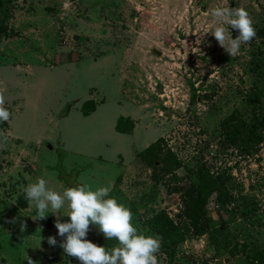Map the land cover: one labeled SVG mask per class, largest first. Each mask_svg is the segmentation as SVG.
Masks as SVG:
<instances>
[{"label":"rangeland","instance_id":"1","mask_svg":"<svg viewBox=\"0 0 264 264\" xmlns=\"http://www.w3.org/2000/svg\"><path fill=\"white\" fill-rule=\"evenodd\" d=\"M218 6L253 21L236 56L203 34ZM0 26V264H80L55 215L51 229L32 219L23 188L39 178L61 193L111 186L145 235L163 209L187 230L159 264H264V125L248 152L225 139L233 120L264 114V0H3ZM197 166L223 175L230 201L209 196L195 231L183 209ZM86 239L118 243L94 225Z\"/></svg>","mask_w":264,"mask_h":264},{"label":"clouds","instance_id":"2","mask_svg":"<svg viewBox=\"0 0 264 264\" xmlns=\"http://www.w3.org/2000/svg\"><path fill=\"white\" fill-rule=\"evenodd\" d=\"M211 16V30L203 34L211 33L230 57L238 55L241 45L249 44L256 37L253 21L244 8L218 6L212 10ZM228 26L238 32L235 38ZM4 104L5 96L0 91V123L10 118ZM7 139L6 135L0 134V147ZM47 184L44 178L28 184L23 188L24 198L36 209V216L32 219H45L49 212L57 217L55 228L59 236L65 237L60 247L67 256L76 258L80 264H159L157 253L161 249L162 237L139 232L133 223L132 211L109 195L111 186L93 190L88 184H79L61 193L50 189ZM66 203L68 211L64 215L70 219L61 222L57 213ZM90 225L96 226L106 240L115 239L117 245L106 250L86 239ZM25 227L22 223L21 229ZM47 242L50 246L57 245L53 236H49ZM26 260L33 264L28 256Z\"/></svg>","mask_w":264,"mask_h":264},{"label":"trees","instance_id":"3","mask_svg":"<svg viewBox=\"0 0 264 264\" xmlns=\"http://www.w3.org/2000/svg\"><path fill=\"white\" fill-rule=\"evenodd\" d=\"M3 0H0V4ZM101 1V0H97ZM3 27L0 26V33ZM232 122V128L225 132V139L234 143L240 148V151L248 152L261 137L260 127L264 125V114L259 117H254L252 121L246 122L242 118L235 119ZM221 125L225 126L224 122ZM179 162L175 161V166ZM189 178V189L191 193L188 194L189 201L184 206L183 212L188 218V225L197 231L205 228V223L200 220L206 213L205 205L209 196L213 195L215 203L226 205L230 201V195L223 188L224 177L222 174H212L204 166L194 167L191 174L187 175ZM171 202L172 200H168ZM189 205V206H188ZM148 226L154 236L162 237L161 249L168 254H172L174 248L183 240L187 227L181 226L174 221L163 210L155 211L149 218ZM207 229V228H206Z\"/></svg>","mask_w":264,"mask_h":264},{"label":"water","instance_id":"4","mask_svg":"<svg viewBox=\"0 0 264 264\" xmlns=\"http://www.w3.org/2000/svg\"><path fill=\"white\" fill-rule=\"evenodd\" d=\"M231 35L233 38H235L238 35V32L236 30L230 29ZM44 225L47 229H51L53 227V222L50 216H47L44 220Z\"/></svg>","mask_w":264,"mask_h":264}]
</instances>
